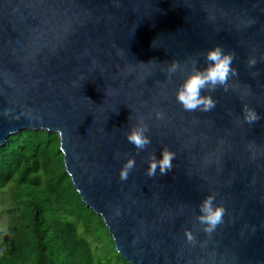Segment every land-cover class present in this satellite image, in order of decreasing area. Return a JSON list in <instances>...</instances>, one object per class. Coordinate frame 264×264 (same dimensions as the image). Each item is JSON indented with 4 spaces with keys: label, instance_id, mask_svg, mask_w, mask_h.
<instances>
[{
    "label": "water",
    "instance_id": "water-1",
    "mask_svg": "<svg viewBox=\"0 0 264 264\" xmlns=\"http://www.w3.org/2000/svg\"><path fill=\"white\" fill-rule=\"evenodd\" d=\"M215 45L239 75L211 112H185L184 77L160 67ZM246 107L262 119L243 122ZM141 115L152 143L137 154L125 133ZM26 129L59 135L66 172L131 264H264V0H0V146ZM163 149L173 170L149 178ZM213 192L226 215L209 237L195 215Z\"/></svg>",
    "mask_w": 264,
    "mask_h": 264
},
{
    "label": "trees",
    "instance_id": "trees-1",
    "mask_svg": "<svg viewBox=\"0 0 264 264\" xmlns=\"http://www.w3.org/2000/svg\"><path fill=\"white\" fill-rule=\"evenodd\" d=\"M59 147V135L43 129L11 134L0 146V205L10 199L0 264H131L82 200Z\"/></svg>",
    "mask_w": 264,
    "mask_h": 264
},
{
    "label": "clouds",
    "instance_id": "clouds-1",
    "mask_svg": "<svg viewBox=\"0 0 264 264\" xmlns=\"http://www.w3.org/2000/svg\"><path fill=\"white\" fill-rule=\"evenodd\" d=\"M199 56L203 57L204 67L198 66ZM234 59L235 53L233 51H225L221 46L215 45L207 49L206 52L198 54L197 58L189 57L184 61L173 59L171 62H164L165 66H161L160 71L166 73L169 82L177 74L184 77L177 86L175 98L185 112L208 113L217 105L212 94L218 89L228 91L232 79L239 75L238 70L232 66ZM256 64L255 58H249L247 61L249 68H255ZM252 74L258 75L256 72ZM155 115L158 120L165 119L163 111H156ZM261 119V115L254 108L246 107L243 109V122L252 125ZM149 133L150 127L142 115L125 133L127 141L134 146L137 154L145 151L151 145L152 140ZM119 155L116 153L117 158ZM175 159L176 154L168 149H163L159 158L155 153H150L147 158L146 175L153 178L157 175V170L160 176L167 175L173 170ZM135 167V158L129 157L119 171L120 181H127L129 174ZM116 214L119 215V209L116 210ZM225 215V207L217 202V194L213 192L205 196L198 205V214L195 215V220L198 229L210 237L224 223ZM185 238L186 242L193 247L198 243L196 235L189 229H185Z\"/></svg>",
    "mask_w": 264,
    "mask_h": 264
},
{
    "label": "rangeland",
    "instance_id": "rangeland-1",
    "mask_svg": "<svg viewBox=\"0 0 264 264\" xmlns=\"http://www.w3.org/2000/svg\"><path fill=\"white\" fill-rule=\"evenodd\" d=\"M10 207V199L7 198L6 201L4 202V204L0 205V213H1V225H0V229H4L9 221V212L8 209Z\"/></svg>",
    "mask_w": 264,
    "mask_h": 264
}]
</instances>
